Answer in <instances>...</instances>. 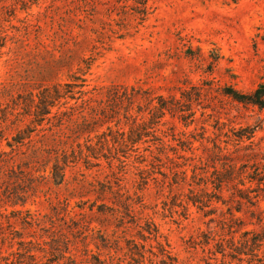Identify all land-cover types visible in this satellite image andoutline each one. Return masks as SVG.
<instances>
[{
	"label": "rangeland",
	"instance_id": "rangeland-1",
	"mask_svg": "<svg viewBox=\"0 0 264 264\" xmlns=\"http://www.w3.org/2000/svg\"><path fill=\"white\" fill-rule=\"evenodd\" d=\"M261 83L264 0H0V264H264V109L223 92Z\"/></svg>",
	"mask_w": 264,
	"mask_h": 264
},
{
	"label": "trees",
	"instance_id": "trees-1",
	"mask_svg": "<svg viewBox=\"0 0 264 264\" xmlns=\"http://www.w3.org/2000/svg\"><path fill=\"white\" fill-rule=\"evenodd\" d=\"M139 13H142V15H145L147 12V6L146 4H143V7L139 10ZM83 85V83H82ZM77 86L76 82H67L65 84H55L53 86H46L44 87L41 91H40V95H38V102L35 104L34 106V111L32 112V114L35 115L36 117V121L38 122V124H42L45 120L49 121L51 120V117H56L58 116V111L53 112V107L55 106V101L61 99V98H66V97H70L72 99L75 98L74 96V87ZM123 91L121 93V91H117L116 95L112 96L113 100H121L123 101L124 99H128L129 102H134L138 97H139V89H137L136 87L132 86L130 92L128 87L124 86L122 87ZM78 92H80L81 94H83L82 90H79ZM223 92L226 95L231 96L232 98H234L235 100L245 103V104H253V105H257L259 108L264 109V83L259 84L254 90L250 91V92H243L235 87H233L232 85H228V86H224L223 87ZM143 98L145 97V100L147 102V109H148V113L151 114V118L153 121H155V119L164 116L167 112L171 113L173 116L178 113V112H182L183 108L179 102L178 99H176L175 97H170V98H166L163 95L159 96V100L156 104L153 103V99H150L149 101V96H142ZM87 101H84L83 103H85ZM149 103L151 105V107L149 108ZM33 106V105H31ZM71 108H74V106H70ZM105 109H102V111H104ZM139 111H141V108L139 109ZM96 115H98V113H95ZM87 115L83 114V117L86 119ZM189 116H193V114H190ZM184 115V113L181 114V118L183 120H185L187 117ZM142 120V121H141ZM138 121L137 117L134 119L133 121V125L131 128V132H134L136 130L137 131V139H132V138H128L125 139L124 134L125 131H120V130H114L112 128V126H108L107 130H104L102 133L97 134L96 136H98L100 138L99 143L100 146L102 148H107L109 150H111L113 147L116 148L117 145H121V144H135L138 141H140L142 139L143 136H147L149 133V121H146L145 119H141ZM194 120V119H192ZM74 122H76V120H74ZM142 127L145 131L143 133L140 132V130L138 128ZM136 128V129H135ZM115 134L118 135H123L121 139L115 137ZM17 141H21V140H17ZM112 144V145H110ZM63 155L65 156L66 153H63ZM89 155H87L88 157ZM54 168H58V164L54 165ZM62 176H64V174H62ZM217 185V184H216ZM221 186V184H220ZM218 186V187H220ZM222 188V187H221ZM252 188L249 187L247 190V192H252L251 190ZM245 192V191H244ZM250 197V196H249ZM251 198V197H250ZM194 203H197V200H193ZM247 235L250 233V231H246L245 232ZM254 244H256L257 246H260L261 241L264 240V237L258 238L257 236H253L252 239ZM247 242L249 240H246Z\"/></svg>",
	"mask_w": 264,
	"mask_h": 264
}]
</instances>
